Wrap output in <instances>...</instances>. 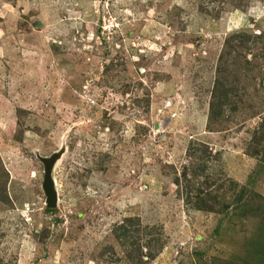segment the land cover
<instances>
[{
	"label": "rangeland",
	"instance_id": "374dc122",
	"mask_svg": "<svg viewBox=\"0 0 264 264\" xmlns=\"http://www.w3.org/2000/svg\"><path fill=\"white\" fill-rule=\"evenodd\" d=\"M263 216L264 0H0V264H264Z\"/></svg>",
	"mask_w": 264,
	"mask_h": 264
},
{
	"label": "trees",
	"instance_id": "16d2710c",
	"mask_svg": "<svg viewBox=\"0 0 264 264\" xmlns=\"http://www.w3.org/2000/svg\"><path fill=\"white\" fill-rule=\"evenodd\" d=\"M197 151H199V150L198 149H188V157L189 156L191 157V155L193 156ZM209 156H211L210 153H209ZM203 167L204 166H202L201 164H198L197 169H196V171L193 174H196L198 171L202 170ZM188 169L186 168V170H184V172H182V180L187 185H188V183L191 180L190 179L191 177H188L189 179H187L188 175L185 172ZM178 179H176L177 183L179 182ZM244 194H245V192H242V194H240L238 196V198H239L238 200L243 198ZM250 195H251V197L254 196L252 193H250ZM210 200H211V196L207 192L202 191V189L199 188V189H197L195 197H194V205H193V207L196 210L213 212L214 208H213V206H211V204H213V203H211L212 200L211 201ZM1 201H3V200H1ZM207 202H210V203H207ZM251 203H252L251 201H244V202L242 201L241 204L239 205V211L238 212L234 211V214L237 213L241 217H247L248 215L254 214L253 212H256V209H255L254 206H252ZM261 209H263V208H261ZM258 210H260V209H258ZM262 223L264 224V216L262 217V221L260 222V224H262Z\"/></svg>",
	"mask_w": 264,
	"mask_h": 264
},
{
	"label": "water",
	"instance_id": "95a60500",
	"mask_svg": "<svg viewBox=\"0 0 264 264\" xmlns=\"http://www.w3.org/2000/svg\"><path fill=\"white\" fill-rule=\"evenodd\" d=\"M58 158L59 153H54L50 157L40 159L44 166L42 190L46 197L45 204L48 209L56 208L57 195L54 188V182L52 180V169Z\"/></svg>",
	"mask_w": 264,
	"mask_h": 264
}]
</instances>
